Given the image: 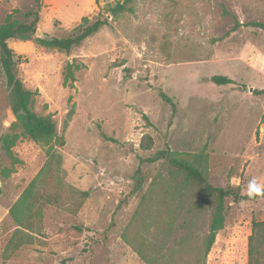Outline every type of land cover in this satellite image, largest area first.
I'll use <instances>...</instances> for the list:
<instances>
[{
    "label": "rangeland",
    "instance_id": "374dc122",
    "mask_svg": "<svg viewBox=\"0 0 264 264\" xmlns=\"http://www.w3.org/2000/svg\"><path fill=\"white\" fill-rule=\"evenodd\" d=\"M119 2L0 0V25L39 13L46 39L71 36L85 17L109 21L70 53L43 47L37 33L9 41L18 77L38 92L33 110L53 120L57 137L39 145L15 127L0 66V139L19 136L13 157L0 149V264H249L264 199L227 198L225 228L205 258L215 204L199 208L197 187L161 161L143 166L133 190L140 159L167 148L214 187L248 195L251 180L264 185V95L254 94L264 90V30L233 32L238 21L264 23V0H132L114 18ZM69 64L79 67L75 81ZM34 181L29 230L10 210Z\"/></svg>",
    "mask_w": 264,
    "mask_h": 264
},
{
    "label": "trees",
    "instance_id": "16d2710c",
    "mask_svg": "<svg viewBox=\"0 0 264 264\" xmlns=\"http://www.w3.org/2000/svg\"><path fill=\"white\" fill-rule=\"evenodd\" d=\"M132 0H125L124 3L119 2L115 7L110 8L109 13L117 18L121 13L126 11L127 5ZM34 16L31 23H22L13 20L11 17L0 25V66L5 74L7 86L10 91L12 112L17 119L15 127L22 129L23 134L31 141L47 145L57 137V127L53 120L49 117L37 115L33 110V105L38 92L26 89L21 79L18 77V65L20 57L10 48V40L29 41L37 33V24L39 22V13L30 14ZM109 26V21L105 18L91 20L88 17L83 18L81 25L75 29L74 33L65 38L52 37L49 39H40L39 43L47 49H55L70 53L73 49L81 46L87 39L97 34L102 28ZM252 27L264 30V23L261 22H237L233 32L239 27ZM79 70V67L74 64H69L66 68V80L75 81L74 71ZM212 83L224 85H236L233 79L225 76H213L210 80ZM255 95H264V90H255ZM163 101L171 104L176 112V105L165 93L160 94ZM19 136L16 134H7L0 139V149L13 157L12 149L16 146ZM161 161L167 162L176 173L184 178L187 186H195L198 188L200 204L199 208L207 204H215L212 219L209 224V231L203 241L202 250L206 258L211 252L218 234L225 228L226 212L225 200L232 197L235 203L244 201H256L264 199V197L250 198L248 195H241L233 189H225L212 186L201 168L195 161H191L187 155L179 154L171 151L169 148L165 151L158 152L155 156L140 159L139 167L135 173V187L133 193L140 191L144 184L143 166L146 164H155ZM12 170L5 169L4 176L8 177ZM35 181L30 185L28 190L20 198L18 203L10 210V215L15 219L18 226L31 229L29 202L34 194ZM2 189L0 187V196ZM35 195V194H34ZM84 198L89 196V193H82ZM27 216V217H26ZM126 241H129L125 236ZM249 264H264V221H254L252 223V234L248 244Z\"/></svg>",
    "mask_w": 264,
    "mask_h": 264
},
{
    "label": "clouds",
    "instance_id": "9594fccd",
    "mask_svg": "<svg viewBox=\"0 0 264 264\" xmlns=\"http://www.w3.org/2000/svg\"><path fill=\"white\" fill-rule=\"evenodd\" d=\"M247 194L250 198L264 197V185L259 184L255 179L248 184Z\"/></svg>",
    "mask_w": 264,
    "mask_h": 264
},
{
    "label": "water",
    "instance_id": "95a60500",
    "mask_svg": "<svg viewBox=\"0 0 264 264\" xmlns=\"http://www.w3.org/2000/svg\"><path fill=\"white\" fill-rule=\"evenodd\" d=\"M37 34H38L39 37H43V38L46 37V36H44L40 31H38ZM45 39H46V38H45ZM249 92H250V93H253V92H254V88H250V89H249Z\"/></svg>",
    "mask_w": 264,
    "mask_h": 264
}]
</instances>
